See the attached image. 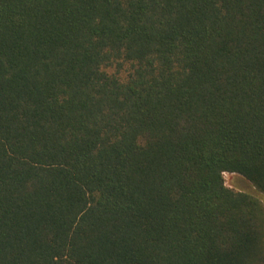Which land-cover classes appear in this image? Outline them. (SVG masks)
<instances>
[{
  "label": "trees",
  "instance_id": "1",
  "mask_svg": "<svg viewBox=\"0 0 264 264\" xmlns=\"http://www.w3.org/2000/svg\"><path fill=\"white\" fill-rule=\"evenodd\" d=\"M264 0H0V264H264Z\"/></svg>",
  "mask_w": 264,
  "mask_h": 264
},
{
  "label": "rangeland",
  "instance_id": "2",
  "mask_svg": "<svg viewBox=\"0 0 264 264\" xmlns=\"http://www.w3.org/2000/svg\"><path fill=\"white\" fill-rule=\"evenodd\" d=\"M223 178L225 181V185L229 188H232L237 191H242L250 194H254L262 199L264 202V197L259 195L254 188V186L247 180H245L243 177L237 175V174H231V173H224Z\"/></svg>",
  "mask_w": 264,
  "mask_h": 264
}]
</instances>
